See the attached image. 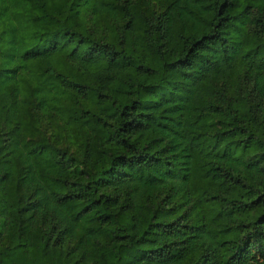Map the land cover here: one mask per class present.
I'll list each match as a JSON object with an SVG mask.
<instances>
[{
  "label": "trees",
  "instance_id": "trees-1",
  "mask_svg": "<svg viewBox=\"0 0 264 264\" xmlns=\"http://www.w3.org/2000/svg\"><path fill=\"white\" fill-rule=\"evenodd\" d=\"M0 264H264V0H0Z\"/></svg>",
  "mask_w": 264,
  "mask_h": 264
}]
</instances>
